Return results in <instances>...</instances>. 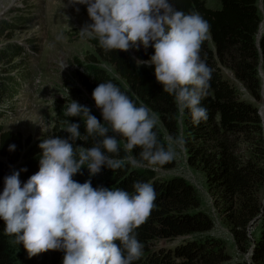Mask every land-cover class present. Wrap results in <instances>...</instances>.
<instances>
[{"label":"trees","instance_id":"1","mask_svg":"<svg viewBox=\"0 0 264 264\" xmlns=\"http://www.w3.org/2000/svg\"><path fill=\"white\" fill-rule=\"evenodd\" d=\"M259 1L264 13V0H220L219 10L208 8L204 0L169 1L185 13H199L210 26L208 39L200 50L201 59L212 69L210 88L200 102V106L207 109V119L198 126L193 124L190 112L186 109L181 113L174 97L156 82L154 66H137L136 59L148 60L154 54L152 47L144 49L141 45L139 50L133 47L128 52L106 53L96 39H90L94 54L86 58L85 69L92 78L77 72L79 87L73 83L66 86L69 100L81 104L85 95L94 102L93 90L99 83L110 81L137 107L146 106L170 137L180 135L186 149V163L204 175L214 206L233 236L236 251L244 256L252 246L250 264H264V200L259 197L264 185V138L257 107L239 97L223 71L231 72L255 100H260L259 72L264 75V33L257 41L262 22ZM26 22L21 15L0 21V42L12 40L14 32ZM23 52L24 48L16 43L0 47V106L18 87L19 78L14 80L10 73L23 63V60L14 63ZM102 63L111 69V73L100 67ZM90 114L103 123L98 114L93 111ZM65 118L70 123H78L82 137L86 135V117ZM58 128L49 136L68 138L69 133ZM153 131L158 142L167 148L158 124ZM44 139H24L20 133L5 131L0 126V157L13 166L9 169L0 162V189L4 186V178L14 172H19L22 183L39 171L42 156L39 144ZM99 139L102 138L77 140L74 148L78 153L81 147L90 148ZM118 143L120 151L108 155L122 161L121 168L111 170L102 166L100 173L90 176L87 167L83 166L73 179L79 183L91 180L94 188H119L129 193L134 192L133 184L137 181L153 186L155 206L147 220L135 230L143 248L140 258L133 264H247L244 260L231 262L224 243L211 236L214 223L201 211L194 188L179 176L161 175L176 168L174 159L154 167L140 161V148L126 152L124 144ZM10 145H15L14 150H9ZM239 145L245 148L243 155L238 154ZM129 158L140 161V166H134ZM255 219L260 221L259 230L250 240L248 228ZM9 238L14 237L4 235V224L0 220V264H13ZM157 242L171 246H156ZM18 246L25 250L22 244ZM63 256L62 251L49 250L28 258L29 264H63Z\"/></svg>","mask_w":264,"mask_h":264},{"label":"clouds","instance_id":"2","mask_svg":"<svg viewBox=\"0 0 264 264\" xmlns=\"http://www.w3.org/2000/svg\"><path fill=\"white\" fill-rule=\"evenodd\" d=\"M78 5L87 6L91 21L79 30L81 38L96 39L106 53L152 47L154 54L148 60L136 59L137 66H154L156 82L174 97L181 113L190 112L194 125L207 119L200 102L210 88L212 69L201 59L200 50L210 26L199 13L178 10L169 0H68L65 7ZM75 10L79 12V7ZM92 99L103 123L90 108L71 100L64 115L86 117V135L82 137L78 123L66 121L68 138L49 136L39 144V171L23 186L19 172L4 178L0 193L4 235L22 244L29 258L58 250L64 253L63 264H133L142 254L135 230L155 206L153 186L137 181L129 193L94 188L91 180L79 183L73 177L83 166L90 176L100 173L102 166L121 168L122 161L108 155L120 151L118 138L125 141L126 152L140 148V161L154 167L171 162L175 153L158 142L153 131L157 120L150 110L137 107L112 82L99 83ZM97 136L102 139L77 153V140ZM14 148L9 146L10 151ZM140 161L131 163L140 166Z\"/></svg>","mask_w":264,"mask_h":264},{"label":"rangeland","instance_id":"3","mask_svg":"<svg viewBox=\"0 0 264 264\" xmlns=\"http://www.w3.org/2000/svg\"><path fill=\"white\" fill-rule=\"evenodd\" d=\"M204 1L206 6L212 10L221 8L220 0ZM67 3L68 0H0V21L11 20L19 15L27 20L24 26L14 32L12 40L0 42V47L13 43L24 47L21 58L14 60V63L18 64L20 60H23V63L10 73L14 80L19 78L17 80L18 87L14 90L15 93L6 97L0 106L2 112L0 126L5 131L20 133L24 139L30 137L31 140L36 141L47 138L57 126L59 127L58 130L64 131L67 121L64 109L71 103L67 95V84L73 83L79 87L77 72L92 78L85 66H87L86 58L90 54H94V48L89 42L90 39L81 38L79 35V30L86 23L91 22L87 14V6H75L79 7V12H77L74 6L65 7ZM259 9L262 14V22L258 35L259 33L262 35L264 33V13L260 1ZM57 36H61V39L57 40ZM210 47L213 49L212 44ZM77 60L80 65H78ZM64 66L67 67L63 69ZM100 67L111 73V69L106 64L102 63ZM21 76H23L22 79H20ZM223 76L234 86L241 99L257 107L264 138L263 73L259 72L261 81L260 100H255L247 88L231 72L224 70ZM80 105L90 108L103 121L101 111L96 108L95 103L88 95H85V99ZM156 120L164 144L167 148L171 146L175 153L174 160L176 163V168L173 171L164 172L161 175H174L186 180L197 194L201 211L208 215L214 223L211 236L224 243L226 252L231 256V262L244 260L250 264L249 252L252 246L244 256L236 251L233 236L214 206V200L208 192L204 175L186 163V149L183 144L178 143L181 136L172 138L170 144V136L160 125L157 117ZM118 142L124 144L121 138H118ZM245 152V148L239 145L238 154L243 155ZM129 160L132 161L131 158ZM0 162L9 169L13 168L1 157ZM24 183L22 182L21 186ZM3 188L4 186L1 189ZM259 197L264 200V185L259 191ZM259 222L258 219H255L249 224L248 237L250 240L258 232ZM13 240L14 238L8 240L13 264H29L26 250L20 249ZM155 245L171 246L166 242H157Z\"/></svg>","mask_w":264,"mask_h":264},{"label":"water","instance_id":"4","mask_svg":"<svg viewBox=\"0 0 264 264\" xmlns=\"http://www.w3.org/2000/svg\"><path fill=\"white\" fill-rule=\"evenodd\" d=\"M260 36H261V34L259 33V35H258V37H257V41L259 40Z\"/></svg>","mask_w":264,"mask_h":264}]
</instances>
